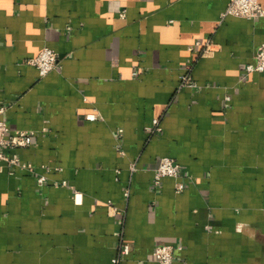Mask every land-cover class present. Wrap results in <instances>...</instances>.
Returning <instances> with one entry per match:
<instances>
[{
    "label": "crops",
    "instance_id": "crops-1",
    "mask_svg": "<svg viewBox=\"0 0 264 264\" xmlns=\"http://www.w3.org/2000/svg\"><path fill=\"white\" fill-rule=\"evenodd\" d=\"M227 1L0 0L1 117L35 132L3 152L46 177L0 161V264H158L161 243L180 246L172 264H264V71L244 70L264 0L254 19L220 17ZM42 47L60 67L39 76ZM161 156L180 192L151 188Z\"/></svg>",
    "mask_w": 264,
    "mask_h": 264
},
{
    "label": "built area",
    "instance_id": "built-area-1",
    "mask_svg": "<svg viewBox=\"0 0 264 264\" xmlns=\"http://www.w3.org/2000/svg\"><path fill=\"white\" fill-rule=\"evenodd\" d=\"M225 15H232L237 17H244L247 19H254L263 15V9L259 4L258 0H228L224 11L221 13L220 17ZM190 53H194L196 57L206 56L212 53L211 44L208 41L200 42L195 41L192 45L187 47ZM27 63L34 65L37 69L38 75L43 76L51 70L58 69L60 67V62L58 60L57 53L48 47H42L38 53L26 60ZM245 72L253 71H264V43H261L253 54V61L247 63ZM134 74V72H133ZM183 86L194 87L195 83L191 79L190 68L186 72H182L178 76V86L181 88ZM225 99H228L226 96ZM5 110V106H0V161H4L8 167L12 170H22L35 177V182L38 186L45 183L46 177L43 174H38L34 167L28 163L20 162L17 158L7 155L3 152V147L13 148V147H25L32 142V138L35 134L32 130L15 129L10 130L6 121L1 117V114ZM87 120H95L98 114L95 112L86 113L84 115ZM42 130H45L42 128ZM151 130L153 132H159L161 127L159 125V118L152 119ZM120 130H117V136L120 137ZM117 151L122 154L120 145L116 144ZM45 166H42L44 168ZM59 169V168H58ZM128 169L130 172L136 169V162L132 161L129 163ZM180 165L169 156H161L158 158L157 164L153 169V175L151 179V188L156 190L160 184L163 177H172L178 179L174 184V190L180 192L183 189V181L180 180L181 176L179 174ZM64 185V183H55V186ZM124 195L127 196L128 189L123 191ZM72 198L74 202L80 200V193L73 190ZM180 249L179 245L173 244H157L152 250V257L154 261L158 264H172L174 251ZM130 251V246L126 242H121L119 247V255L113 260L115 263L118 262V257L128 254Z\"/></svg>",
    "mask_w": 264,
    "mask_h": 264
}]
</instances>
